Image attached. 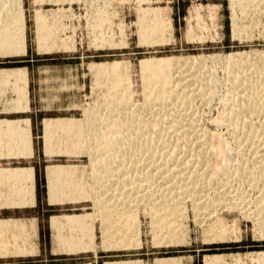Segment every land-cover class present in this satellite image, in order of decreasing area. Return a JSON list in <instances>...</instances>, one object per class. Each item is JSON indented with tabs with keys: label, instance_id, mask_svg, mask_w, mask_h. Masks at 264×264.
Here are the masks:
<instances>
[{
	"label": "rangeland",
	"instance_id": "obj_1",
	"mask_svg": "<svg viewBox=\"0 0 264 264\" xmlns=\"http://www.w3.org/2000/svg\"><path fill=\"white\" fill-rule=\"evenodd\" d=\"M35 1L22 0L20 4L22 5V10L26 12L30 45L33 46L34 44L33 36L36 29L39 51L52 52L40 55L34 52L35 63L37 65H62L61 73L71 77L63 81V85L56 86L54 89L45 87L44 91L77 89V85L69 87L65 85L66 82L72 81V74L75 76L76 82L84 84L79 89V96L81 101L84 102L81 106L82 108L70 112L61 111V114L81 117L82 119L78 124H85V128L88 125L89 127H95L94 123L97 120L94 117L98 119L100 115L106 114L107 111L109 114L112 113L110 118L115 121L117 120V115L115 114L118 113V106L115 105L117 103V100H115L117 93L129 94L127 96L129 100L138 105L143 104L147 97L146 91H144L146 87L144 86L145 82L146 86H148L147 82H150V80L148 78L146 80L142 76L141 66L143 61L151 60L165 63L170 59L176 61L183 58H197L201 60L199 63L204 69L202 73L205 78L199 76L198 72H196L198 68L193 65L191 69L197 74H195V83L202 85L205 82L209 83L213 78L220 84L216 89L217 94L210 103L203 104L200 97L196 98V106L200 108L199 116L202 128L207 132V138H209L210 143L214 144L213 147H217L218 150L220 147V150L228 151L231 154V165H235L239 161L234 139L240 137V133L238 131L233 132V127L224 125L223 123L225 122L223 120L225 115L227 118L230 115L228 113L230 111L229 108L232 107L230 104H233L232 101L238 97L236 88H232L233 74H239L245 69L244 67L247 64L257 62V54L264 53V0H256L257 6L252 4L247 7V9H250L248 10L249 14L254 19L256 17V19L249 28L247 27V20H245L246 28L242 32L241 37H234L232 29V18L234 15L242 16V12L245 11L241 10L246 9L245 6V9L243 7L245 3H240L239 0ZM260 3L261 5H259ZM13 11L3 10L4 14H1L0 18L5 19L2 21L3 23L8 22L10 26L12 25L11 27L8 26V30L10 28L16 29V33H12V36L8 38L17 37L18 42H20L18 43L17 51L20 52L24 49L25 37L23 38L19 32H21L22 25L24 28L23 35L25 34L26 22L25 19L22 21L17 18L18 16ZM149 15L152 16L149 18H158L163 25L166 24L163 34L164 38L161 43L140 42L141 35L138 31L145 17ZM42 26L43 28H41ZM43 29L46 30L44 32L47 35L41 36L39 33ZM56 29L59 30L57 31ZM51 37L53 38L52 42H50ZM50 43H54V46L50 47ZM0 44L1 46L6 45L5 42H0ZM45 44L47 47L44 46ZM77 64H80L78 69L76 68ZM66 65L69 68L74 67V71H66L64 69ZM230 68L234 69V73H232ZM41 90L43 89L38 84L35 92H41ZM59 97L57 104L72 103L73 100H78V97H75L74 94L69 95L66 92H63ZM223 97L230 99V106H226L221 102ZM91 115L93 118L89 117ZM96 124L101 125L100 127L103 126L99 128H105L103 129L105 132L109 129V127L104 126L106 124L103 123L102 125L99 120ZM83 130L84 128L77 132L74 137L82 135L81 137L84 138L83 146L86 151V149L90 148H88L89 143L85 141L87 136L83 137L86 134V132L84 134ZM98 132L100 136L103 135L102 130L98 129ZM107 134L114 133L109 131ZM171 137L172 140L176 138V142L181 138L177 137V135H171ZM210 143L209 146L212 148ZM89 157L93 172V186L96 187L98 185L96 180L99 174L103 178V170L99 171L101 167H97L100 166L102 157H96L95 160H93L94 157L92 155H89ZM218 161L214 159L211 164V167H213L212 175L216 172L214 170L219 168L220 161L219 165L217 164ZM101 177L100 179L102 180ZM159 185L163 184L159 183ZM176 199L182 201L178 202L179 207L173 206L175 210L177 209V213L172 212L171 215H165L166 217H164L166 212L153 211L149 207L143 208V205L140 207L142 218L137 221L138 224H135V220L133 224L134 226L137 225L136 228L139 226L138 231L139 228L143 231L142 246L144 248L137 252H128L129 254L124 252L122 257L116 256V253L102 252L99 253L97 260L92 262V264H123L127 262L157 264L159 261L170 262L172 259H179L178 264H264V225L260 226L259 224L258 226L252 218H248L237 209L230 208L215 213L214 219L222 220V222L219 220L220 223L216 225L217 227L209 228L206 227L207 225L202 226L203 224L200 226V223L195 219L191 203H185L182 198ZM100 210L102 211V209ZM171 210H168L167 213L171 212ZM158 215L160 218L162 217L161 215L164 218H168L166 220H170V218L171 221L174 220L169 230L167 225H161L162 229L160 231L157 230L155 226L158 223ZM106 216V214L103 213L102 215L100 213L99 225L101 227L103 225V227L102 229H97L98 233L101 230L104 235L103 237L105 238L103 240L107 239L104 225L111 224L110 222L106 223ZM174 217L178 218L175 219ZM123 222H115V224H118L117 229H130L127 227L129 225L126 221L123 220ZM207 229L209 230L207 231ZM101 233H99V236ZM13 235L12 239L15 237ZM113 235L111 233L110 237ZM175 237L177 239L173 243L175 246H171L169 249L159 246L171 243L172 238ZM14 240H16V237ZM7 248L9 247L6 246ZM1 253L8 254L9 251H0ZM129 259H139V261H123ZM81 260V264L90 262L89 258L82 257ZM64 262L62 260L61 262L46 261L42 263V258L40 257H16L0 260V264H65Z\"/></svg>",
	"mask_w": 264,
	"mask_h": 264
},
{
	"label": "bare ground",
	"instance_id": "obj_2",
	"mask_svg": "<svg viewBox=\"0 0 264 264\" xmlns=\"http://www.w3.org/2000/svg\"><path fill=\"white\" fill-rule=\"evenodd\" d=\"M21 1L0 0V17L1 14H4L3 10H14L17 18L23 21L25 11L22 10ZM239 1L245 3L243 7L245 6L246 9L252 4L257 6L256 0ZM252 8L254 9V7ZM246 9L241 10L245 11L242 12V16L234 15L232 18L234 37H241L246 28L245 20H247V27L249 28L256 19L249 14L248 10L250 9ZM149 17L152 16L145 17L140 25L138 31L141 35L140 42L161 43L166 24L163 25L158 18L151 19ZM4 20L0 18L1 43L7 42L6 35L10 31L8 30L10 25L8 22L3 23ZM40 21L42 22V20ZM44 29L39 33L41 36L46 34ZM23 32L24 28L21 25V32L19 33L24 38ZM200 61L197 58H183L176 61L170 59L165 63L151 60L143 61L142 76L150 80L147 82L148 86L145 82L144 87L146 89L144 91H146L147 97L144 103L141 105L134 104L127 97L129 94L117 93V97L114 96L117 100L115 105L118 106V113L115 114L117 120L112 121L110 118L112 113L109 114L108 111L106 114L103 112L104 115H100L98 119L94 117L102 125L104 123L106 124L105 127H109L107 132L110 131L114 134H107L103 130L105 128L100 129L103 126L97 125V121L94 123L95 127L88 125L85 128V124L82 125L81 123L76 126L74 124L72 126L66 125L74 135L84 128L83 132L86 134L83 137L87 136L85 141L89 143V155L94 157L93 160L96 157H102L101 164L97 167H101V170L98 168L99 171L103 170V178L99 174L96 180L97 188L93 186V189L96 206L98 209H102V215L103 213L107 215L106 223L112 224L104 226L107 239L110 238L111 233L118 236L122 233V229H117V223H124L123 220L129 225L127 227L130 229L133 227L132 231H138V227L136 228L137 225L134 226L133 221L137 217L136 210H139L142 205L143 208L149 207L158 212L167 213L168 210L172 209L171 212L164 213V217L171 215L172 212L175 213L177 209L175 210L173 206L176 205L177 208L179 207L178 202H182L176 198H182L185 203H191L195 219L200 223V226L203 224L202 226L207 225L206 227L213 228L221 220L214 219L215 213L230 208L237 209L248 218H252L258 226L259 224L260 226L264 225V53L257 54V62L249 63L239 74H233L232 88H236L238 96L232 101L233 104L229 103V98L223 97L221 100L226 106L232 105V107H228L230 115L228 118L226 115L224 116L223 121L225 123L223 124L233 127V132L238 131L240 133V137L234 139L236 153L239 156V161L235 165H231V154L228 151L220 150V147L219 150L217 147H213L214 144L210 143L207 132L202 128L199 116L200 108L196 106V98L200 97L203 104L210 103L217 94L216 89L220 84L213 78L209 83L205 82L202 85L195 83L196 72L200 77L205 78ZM193 65L198 68L196 72L191 69ZM230 69L234 73V69ZM114 89L116 88L114 87ZM89 117L93 118L92 115ZM54 129L56 130V128ZM68 129L66 128V131ZM98 129L103 131V135L100 136ZM53 132L55 131L53 130ZM171 135H177L181 138L176 142V136L174 137L175 140H172L173 136L171 137ZM81 136L78 135L77 137ZM214 159L219 160L220 165L218 161L219 168H216L214 170L216 171L215 175H212L213 167L211 164ZM159 183L163 185H159ZM161 216L163 217V215ZM162 217L158 218L155 227L160 231L161 225H167L169 230L174 220L171 221V218L166 220L168 218L163 217V219ZM112 221H117V223L113 225ZM131 223L133 224L132 227ZM9 224V222H0L1 252H8V248L6 249L7 242L15 234L14 230L10 229ZM18 231L16 230V232ZM175 231L173 232L175 233ZM176 240V237L172 238L171 243L173 244ZM179 261V259H172L170 262L159 261L157 264H178ZM123 264L137 263L127 262Z\"/></svg>",
	"mask_w": 264,
	"mask_h": 264
},
{
	"label": "crops",
	"instance_id": "obj_3",
	"mask_svg": "<svg viewBox=\"0 0 264 264\" xmlns=\"http://www.w3.org/2000/svg\"><path fill=\"white\" fill-rule=\"evenodd\" d=\"M28 31L26 22L24 49L20 52L17 37L8 38L15 29L6 35V45L0 44V222H9L16 236V240L7 242L9 255L1 253L0 260L40 257L42 263L63 260L65 264H81L83 257L92 264L102 252L121 257L124 252H137L144 248L140 228L138 232L124 228L108 241L103 240L101 230L100 236L97 232L103 227L99 225L102 212L95 208L88 149H84L83 138L79 140L68 129L79 125L82 118L60 113L82 108L79 89L84 84L76 82L72 74V81L65 85H77V89L44 91L45 87L63 85L71 77L61 73L62 65L35 63L34 52H52L39 51L36 29L31 46ZM64 69L74 71L68 65ZM38 84L41 92H35ZM63 92L74 94L78 100L57 104ZM136 211L137 224L142 216L140 208ZM159 246L169 249L175 245Z\"/></svg>",
	"mask_w": 264,
	"mask_h": 264
}]
</instances>
